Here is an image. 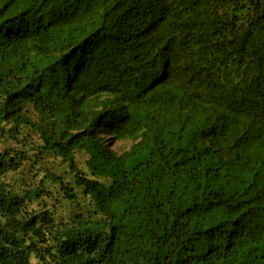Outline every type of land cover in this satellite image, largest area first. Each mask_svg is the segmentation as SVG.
Listing matches in <instances>:
<instances>
[{"label":"trees","instance_id":"16d2710c","mask_svg":"<svg viewBox=\"0 0 264 264\" xmlns=\"http://www.w3.org/2000/svg\"><path fill=\"white\" fill-rule=\"evenodd\" d=\"M21 130L0 264H264V0H0V138ZM78 151L92 178L43 176L93 210L58 220L15 175Z\"/></svg>","mask_w":264,"mask_h":264},{"label":"rangeland","instance_id":"374dc122","mask_svg":"<svg viewBox=\"0 0 264 264\" xmlns=\"http://www.w3.org/2000/svg\"><path fill=\"white\" fill-rule=\"evenodd\" d=\"M38 143L34 135L29 134L27 130H21L20 136L16 139L0 138V150L5 147H11L15 149H25L29 151L31 145ZM129 141L115 142L111 148L115 152H120L128 148ZM31 154V151H29ZM86 154L83 151H78L74 154V160L76 164V171L69 170L66 163H62L60 159L54 157L51 154H46L41 160H37L35 163H24L21 172L17 176L21 181H27L28 183H34L35 186H39L40 179L43 180L45 189L50 192V197H43L46 205L51 208L56 219L68 220L73 213H82L87 215L93 210V204L91 199L82 193L80 188L74 187L76 198L74 200H67L62 197L61 191L57 184H53L49 179L44 178V173H54L60 176L64 182H67L70 186H74V175L80 173L92 178L88 168L85 165ZM14 175H10L12 177ZM98 181L103 184H107L108 180L99 178Z\"/></svg>","mask_w":264,"mask_h":264}]
</instances>
